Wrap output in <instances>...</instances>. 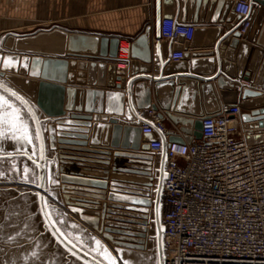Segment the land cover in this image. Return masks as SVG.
<instances>
[{
  "label": "water",
  "instance_id": "95a60500",
  "mask_svg": "<svg viewBox=\"0 0 264 264\" xmlns=\"http://www.w3.org/2000/svg\"><path fill=\"white\" fill-rule=\"evenodd\" d=\"M254 1L260 4L256 17L249 29L242 33L239 25L243 17L236 11L238 0H181L182 9L178 15L174 12L178 0H155L154 23L147 24L132 38L131 58L146 63L139 67L141 72L151 70L148 65L153 62L157 74L134 72L128 79L118 74V83L115 63L120 40L118 34L54 25L32 33H9L8 39L5 35L1 37L0 49L3 53L0 58V87L21 98L30 109L40 149L38 159L26 151L0 152V264H164L162 203L165 201L168 173L166 142L162 129L159 130L152 120L139 111L148 107L158 110L159 117H169L183 133H188L186 137L190 140L202 136L203 117L219 113L222 103H239L248 142H264V107L248 110L255 109L256 103L264 104V94L256 87H264V83L250 68L245 72L243 68L236 69L230 64L233 61L234 45L247 44L246 39L250 40L249 34L256 19L259 21L264 16V0H251ZM187 4L188 16L184 14ZM210 9H213L212 17L205 20V14ZM176 17L180 21L195 24L191 40H185L183 34L174 42L161 38V20ZM209 22L217 26V35L223 27L226 28L225 32L213 43L214 49L200 56L190 54L187 52L189 44L194 41L200 26ZM240 37L244 38L240 40ZM170 50H184L182 58L170 61ZM218 52L220 56L226 55L221 61L220 56L218 59L211 56ZM189 56H192L188 61L195 72L210 75L204 78L185 72L183 67H175L177 62L187 60ZM6 62L8 66H5ZM129 65L131 66V61ZM58 66L62 71L58 72ZM76 66L82 67L80 83L91 86L73 84V69ZM241 78L248 79L252 84H243ZM139 80L155 82L154 98L151 86L147 82H137ZM200 80L204 82L201 83ZM212 80H216L218 88L232 91V94L226 96L225 92L216 91L221 100H218L215 110L200 108L187 112L184 104L190 96L189 91L193 87L196 90L194 94L199 93L198 88L203 92L205 89L211 90L214 84H209L208 81ZM97 83L107 85L106 90L92 86ZM235 85L240 88V94L238 90H234ZM121 87H126V90H115ZM104 92L118 95L120 103L107 106L103 100L92 103L91 97L99 94L102 98ZM46 94L52 100L62 96V101H50ZM67 110L70 111L69 114H66ZM81 110L96 114L90 116L72 112ZM101 112L106 114L99 116L98 113ZM92 118L94 122H91ZM186 121L193 123L192 131L182 128L181 125ZM142 124L150 125L152 130L143 131ZM126 128L135 130L132 142L121 139L124 134L122 130ZM100 134L103 138L98 137ZM157 134L161 136L163 145L156 153L158 166L154 187L149 190L105 187L106 183L122 175L127 161L152 165L155 153L151 151L150 143L157 139ZM173 139L180 138L172 135L171 140ZM87 146L91 149L117 151L115 170L96 179L88 178L85 172L75 168L66 156L79 160L87 156ZM112 155L111 152H106L103 158L110 159ZM21 157L28 160H23L26 165L24 168L30 171L27 170V175L18 174L19 167L23 164L20 163ZM26 162L38 172L35 178L31 175L33 168ZM60 169H66L83 181L78 184L82 191L80 196L64 197L58 191L59 183L67 180L61 176ZM49 173L51 177L48 181ZM92 189L96 190L93 196ZM140 194L151 197L153 207L125 200V197ZM106 195L122 197L115 206L116 218L122 219L124 210L127 214L131 211L137 215L140 213L152 222L149 233L131 232L112 225L111 208ZM85 201L102 202L105 233L149 240L151 249L144 251L123 248L121 241H117L115 247L118 251L111 250L102 236L73 217L66 206L80 205ZM105 249L112 258L111 262Z\"/></svg>",
  "mask_w": 264,
  "mask_h": 264
},
{
  "label": "built area",
  "instance_id": "2783aa9c",
  "mask_svg": "<svg viewBox=\"0 0 264 264\" xmlns=\"http://www.w3.org/2000/svg\"><path fill=\"white\" fill-rule=\"evenodd\" d=\"M256 1L238 0L245 33L253 21ZM195 24L177 18L161 20L160 36L177 41L183 34L191 40ZM131 38H120L116 55L119 74L131 61ZM183 51H174L170 61ZM245 85L248 79L241 78ZM166 133L158 110L140 109ZM239 103H222L220 112L202 119V136L166 143L168 173L162 203L164 264H264V142L251 144L241 119ZM144 131L152 128L142 124ZM163 141L150 143L154 155ZM141 188L140 190H145ZM148 234L152 222L148 219ZM149 241V240H145Z\"/></svg>",
  "mask_w": 264,
  "mask_h": 264
},
{
  "label": "crops",
  "instance_id": "0c3cea01",
  "mask_svg": "<svg viewBox=\"0 0 264 264\" xmlns=\"http://www.w3.org/2000/svg\"><path fill=\"white\" fill-rule=\"evenodd\" d=\"M180 2L181 0H178L176 7H174V12H177L176 13L177 15L179 13V10L182 9L180 7ZM65 3L73 4L74 14L71 17L67 18L66 19L67 21L66 20H64L65 22L63 21L65 27L72 29H82V30H89V31L107 33V34H118L120 38L132 39L139 32H141L147 24L154 23L155 0H59L58 8H61L62 6L63 9ZM101 3H103L104 5H102ZM98 5L100 6L102 5V7L97 8ZM255 5L258 8L260 4L256 2ZM82 11H87V12L81 13ZM188 11H189V5L187 4L185 6V13H184L186 16H188ZM255 13L253 14V18L256 17ZM212 14H213V9H210L208 12H206L205 20L210 19L212 17ZM63 19L65 18L63 17ZM259 19H260L259 21H257L258 18L256 19V22L254 23L252 30L250 31L249 36H251L252 39L251 38L250 40L248 38L246 39V41L249 44L238 43L234 45L232 50L233 61L230 62V64L234 66L236 69L238 67L243 68L245 72L250 68L251 70L255 71L257 78L262 83H264V16H261V18ZM242 25L243 23L241 22V24L239 25V29L241 28ZM216 27L217 26H214L212 22H209L206 25H201L200 29L196 33V36L194 37V41H192L189 44V48L187 52H189L190 54L192 53L193 55L200 56L202 53L204 52L206 53V51H210L214 49V44H215L214 42H217V40L220 39L221 35L226 30V28L223 27L222 31H220L219 34L217 35ZM242 38L244 37H240V40ZM172 52L174 51H171V53ZM220 55H221L220 52H218V53H214L211 56L214 59L216 58L218 59ZM225 56H226L225 54L224 56H220L219 57L220 61L223 60ZM190 57L192 56H189L187 60H182L180 62H177L175 67H183L185 69V72L187 73L190 72L191 74L200 75L204 78L210 75L209 73L195 72L192 68L191 62L188 61ZM144 65H146V63L132 59L131 66L129 65L130 69L127 68L125 71H123L121 76L126 77L128 79L130 76L133 75L134 72L143 73V74H157V72L155 71V66H154L155 64L153 62L150 65H148L149 67L151 66L150 67L151 70L141 72L139 70V67ZM217 66L218 64L217 61L215 60V70H217L218 68ZM57 69L58 72L62 71L60 66H58ZM81 70H82L81 66H76L73 69V82H75L73 84L91 86L88 85L87 83L84 84L80 83V80L82 78L80 74ZM42 72L43 71H41V73ZM98 73L99 71L97 72V74ZM118 74L119 72L117 71V80H116L117 83L120 82L119 81L120 79L118 78L119 77ZM137 82H147L151 86L153 98L155 97V88H154L155 82L153 80H149V81L139 80ZM200 82L202 83L204 81L200 80ZM208 82H210L209 84H214L211 90L205 89L203 92L202 89L198 88L199 93L198 94L195 93L196 95L194 94V91H196L194 90V87L193 89H191V91H189L188 96L189 95L190 96L187 99L186 104H184L186 108L185 110L187 112H194L193 111L194 109L199 110L200 108L203 109L205 108V110L208 109L211 111L215 110L218 104L217 103L218 100H221V96L218 93H216V91L225 92L226 96L232 94V91L222 90L221 88H218V86L216 85V80H212ZM92 86H96L98 88L102 87L105 90L107 87V85L100 83H97V85L93 84ZM256 87H258L259 90H261V92H263L264 94V87L260 85H257ZM0 89L2 88L0 87ZM239 89H238V85L237 86L235 85L234 90L236 91L238 90V94H240ZM115 90L125 91L126 87L125 88L121 87V89L117 88ZM6 95L12 96L14 99L18 100L21 103V105H23L25 111L29 113L32 122L34 123L32 113L30 109L27 107L26 103L21 98H19L15 94H12L11 92L9 94L7 93ZM47 96H48L47 99H49L50 101L55 100L56 103L62 101V96H58L57 98L54 97L53 100L50 95ZM84 97L85 94L83 95V99L85 100L86 98ZM91 99H92V103L93 101L100 102L103 100L104 105L107 106V104L109 105L118 104L119 102L118 99H120V97L118 95L113 96L111 94H106V92H104L102 98L100 97L99 94H95L93 97H91ZM262 107H264L263 103H256L255 109H248V110H257V109H261ZM72 112L74 113L77 112L78 114L90 115V116L96 114L95 112H90L85 110L72 111ZM69 113L70 111L67 110L66 114ZM104 114L106 113L105 112L98 113L99 116H102ZM91 122H94L93 118L91 119ZM164 122L167 128L166 133L165 134L163 133L166 143H168V141L171 140L172 135L177 136L178 138L180 137L178 135L183 133L182 130H180V127H178L169 117L164 119ZM181 126L182 128L186 129V131L188 130L192 131L193 129V123H190V121H186L185 124ZM89 128L91 129L92 127L90 126ZM33 130H34V134L38 135L35 124ZM122 131H124L123 132L124 134L121 137L123 141L132 142L134 140V132H135L134 128H126ZM89 134L91 135V131L89 132ZM101 134L98 136L99 138H103ZM183 134L187 135L188 133L185 132ZM89 149L91 148L87 146L86 147L87 153L89 152ZM94 150L97 152L100 150L104 151V149H94ZM25 151L29 152L28 150ZM110 152L116 154L117 151L110 150ZM77 183H79V181Z\"/></svg>",
  "mask_w": 264,
  "mask_h": 264
},
{
  "label": "rangeland",
  "instance_id": "374dc122",
  "mask_svg": "<svg viewBox=\"0 0 264 264\" xmlns=\"http://www.w3.org/2000/svg\"><path fill=\"white\" fill-rule=\"evenodd\" d=\"M59 0H0V39L1 37L10 35L9 33H32L36 32L41 28H50L54 25L65 26L63 23L64 20L71 17L73 12V4L65 3L64 8H58ZM104 5L103 3H101ZM102 5H98L97 8L102 7ZM83 6V5H82ZM87 11H82L81 13H85ZM79 14V13H78ZM63 17L65 19H63ZM67 21V20H66ZM65 22V21H64ZM67 26V25H66ZM9 37L7 36V39ZM11 42V40H9ZM3 46V44H2ZM3 53V50L0 49V58ZM1 61V60H0ZM6 102V103H5ZM34 123L27 111H25L23 105L14 99L12 96L6 95L0 89V152L3 151H14L21 152L28 150L31 155L39 158V140L38 135L34 134ZM98 159L101 160L102 169L104 171V175L113 172L116 168L115 163V154L112 153V157L110 159H104L103 155L106 152L110 151H95ZM89 154V153H87ZM88 156V155H87ZM85 156V157H87ZM67 157V156H66ZM68 158V157H67ZM70 158V156H69ZM28 161L25 158H20V169L18 174L27 175L29 174V169H25L26 166L23 162ZM152 165L147 164H132L129 161L124 165V170L122 175L117 179V183H111L109 188H117L122 190L129 189H137L146 188V190L152 189L154 187L155 176L157 174L156 167L158 166V155H154ZM28 164V162H26ZM30 165V164H28ZM31 166V165H30ZM149 167V168H145ZM151 167V168H150ZM31 168H33L31 166ZM1 169V167H0ZM81 170V168H78ZM27 170L29 172H27ZM23 171V172H22ZM61 176L66 177V181H61L58 186V191L65 196H69L70 194H75L80 196L82 191L80 190V186L78 185L80 182H83L80 178L74 176L69 173L66 169H60ZM156 172V173H155ZM136 174L142 175L144 182L141 183L136 182ZM31 175L35 178L38 175L35 168L31 170ZM103 175V176H104ZM51 174H48V181L50 180ZM142 179V180H143ZM79 181V183H77ZM51 184V183H50ZM50 186V185H49ZM95 190V189H94ZM96 193V190H95ZM111 196V195H109ZM114 196V195H112ZM118 197L116 202L110 204L111 208V221L112 225L125 228L126 230L134 231V232H145L148 225V219L142 216H138L135 212L131 211L130 214H127L122 211V219L116 218L115 206L118 202L121 201V196ZM130 199L125 197V200L128 202H134L143 204L148 207H153L152 199L149 200L150 197L145 195L148 199H139L135 196H130ZM85 201L84 203H86ZM91 203V202H90ZM95 204L96 210L93 214L94 220L91 221H81L88 227V224L92 226L91 229L93 232L97 233L99 236H102V239L110 246V249L113 251H118L116 249V242L121 241V245L124 247H133L137 249H141L144 251L150 250L145 245V241L143 239L133 238L129 236H125L122 234H108L103 230V204L102 202H93ZM67 208L70 210L79 211L81 209L80 205H72L68 204ZM79 208V209H78ZM81 213V212H80ZM143 219L144 225L140 228L136 226L138 221ZM137 227V228H136ZM89 228V227H88ZM143 241V242H142Z\"/></svg>",
  "mask_w": 264,
  "mask_h": 264
},
{
  "label": "bare ground",
  "instance_id": "6f19581e",
  "mask_svg": "<svg viewBox=\"0 0 264 264\" xmlns=\"http://www.w3.org/2000/svg\"><path fill=\"white\" fill-rule=\"evenodd\" d=\"M88 153L89 154H87L88 155L87 157H81L79 160H74V159H71L69 157L68 158L66 157V158L68 160H70L74 164L75 168H81V170L83 172H85V174L88 176V178L100 179L104 175V171L102 169L101 160L97 158V156H96L97 154H96V152H95L94 149H89V152ZM84 166H87V168L85 169ZM145 168H149V167H145ZM140 176H142V175L136 174V176H135L136 177V182H138V183H141L142 181L144 182V179L143 178L145 176L143 178H141ZM111 183L112 184L113 183H117V179L106 183L104 186L105 187H108V186H110ZM80 190H81V186H80ZM91 194H92V196L95 195V190L94 189H92ZM72 195L74 197H77L78 196V195H75V194H72ZM69 196H71V194ZM135 197H137L139 199H145L146 198L145 195H143V194L137 195ZM106 198L108 199V201H109L110 204H113L114 202H116V200H117L118 197L106 195ZM126 198L127 199H130L131 197L128 196ZM146 199H148V198H146ZM150 199H152V198L150 197L149 200ZM95 210H96L95 204L93 202L90 203V201H87L86 203H82L81 204V209L79 211L71 210L70 209V212L73 215V217H76L78 220H81L83 222L84 221H91V222H93V220H94L93 214H94ZM138 214H139L138 216H142V214H140V213H138ZM144 218L145 217H143V219ZM111 219L112 218H110V221H111ZM143 219L139 220L138 221V224L136 226H138V227L141 228L144 225V220ZM88 227L90 229H93L90 224H88ZM131 232H134V231H131ZM103 237H105V236H103ZM145 245L147 246V248L151 249V243L149 241L148 242L145 241Z\"/></svg>",
  "mask_w": 264,
  "mask_h": 264
},
{
  "label": "snow or ice",
  "instance_id": "6c2138e0",
  "mask_svg": "<svg viewBox=\"0 0 264 264\" xmlns=\"http://www.w3.org/2000/svg\"><path fill=\"white\" fill-rule=\"evenodd\" d=\"M5 66H8V65H7V62H6V65H5ZM5 103H6V102H5ZM97 243H99V242H97ZM105 254L108 255L106 249H105ZM108 259H109V261L111 262V259H112V258L110 257V255H108Z\"/></svg>",
  "mask_w": 264,
  "mask_h": 264
},
{
  "label": "flooded vegetation",
  "instance_id": "af4514ba",
  "mask_svg": "<svg viewBox=\"0 0 264 264\" xmlns=\"http://www.w3.org/2000/svg\"><path fill=\"white\" fill-rule=\"evenodd\" d=\"M5 94H9L10 92H8L7 90H4V89H1ZM123 248H125V247H123ZM129 249H133V250H135L133 247H131V248H129Z\"/></svg>",
  "mask_w": 264,
  "mask_h": 264
}]
</instances>
